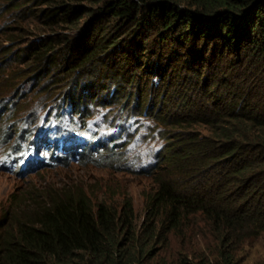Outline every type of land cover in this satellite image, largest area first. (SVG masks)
Masks as SVG:
<instances>
[{
    "label": "trees",
    "instance_id": "16d2710c",
    "mask_svg": "<svg viewBox=\"0 0 264 264\" xmlns=\"http://www.w3.org/2000/svg\"><path fill=\"white\" fill-rule=\"evenodd\" d=\"M43 77L64 84L49 110L90 114L97 89L151 118L154 186L141 221L127 195L28 191L1 210L0 264H242L264 235V0H0V115Z\"/></svg>",
    "mask_w": 264,
    "mask_h": 264
},
{
    "label": "rangeland",
    "instance_id": "374dc122",
    "mask_svg": "<svg viewBox=\"0 0 264 264\" xmlns=\"http://www.w3.org/2000/svg\"><path fill=\"white\" fill-rule=\"evenodd\" d=\"M20 10L8 11L2 23L13 22L16 20L15 16L19 18L18 13ZM145 12L146 9H143L142 14ZM22 22L25 26L29 25L26 23V19H23ZM3 39V43L8 42L6 37ZM154 45L161 46L162 43L156 42ZM175 47L176 49L178 48L179 52H185L184 48L176 45ZM168 55H170L169 51L166 50L161 57L162 62L168 61ZM185 56L188 57L191 54L187 53ZM153 58L157 59L158 55L156 54V57L154 56ZM145 59L149 60L150 58ZM106 81L110 82V80L108 81L104 78V82ZM48 82V78L43 77L39 81L34 79L31 83L24 82L19 84L14 104H17L18 109L26 108V113L28 111L30 113L26 115L20 110L17 114H12V112L9 113L7 110L0 115V214L1 210L10 211L17 206L19 201L25 199L24 197L27 196L26 193L28 191L40 192L48 188L78 185L87 189V192L93 198H107V200H111L115 204L122 197L129 196L132 200L136 220L141 221L144 216L146 195L154 186L148 172L152 170L155 164V150L159 143L157 137H143L148 132L145 125H147L148 120L151 121V118L148 119V117L136 115L142 122L139 130L134 132L126 145L118 146V148L105 146L102 151L99 149L96 153L91 154L87 153V151H92L93 143H91L85 152H80L82 157L76 161L69 159L52 166L45 164L40 166L38 164V167L31 162L28 168L23 171H20L21 168L16 165L10 167L11 159L15 157L19 158L17 159V163H19L22 159H29L30 157L44 159L47 152H52L45 150L51 142L46 139L47 126L42 123L51 114L46 111L47 102L61 97L64 84L53 82L46 88L44 84ZM108 85L110 87L112 83ZM101 87L99 85L97 88ZM95 92L94 96H97L99 100H104L106 104L95 108L93 118L96 116H99V119L102 116L105 118L116 116V125H112V128L117 133L119 131L118 122H122V116L119 113L123 97L115 98V93L110 97L105 92L97 91V89ZM107 110L109 115H105ZM73 116L80 120L88 119L83 114L80 117L77 113ZM22 138H24L25 144L21 143L23 141ZM49 138L51 139V137ZM33 140H35V149L32 148ZM44 142L48 143L45 148ZM97 142L101 145L103 139L99 138ZM22 146L26 148L24 152L19 151ZM28 203L30 204L31 202L28 201ZM20 206L23 207V204H19L17 208ZM173 242L174 239H171V251L174 250L175 253L176 250H183L182 247L173 245ZM191 242L196 243L197 237H194ZM242 253V264L263 263L264 235L252 244L244 246Z\"/></svg>",
    "mask_w": 264,
    "mask_h": 264
},
{
    "label": "clouds",
    "instance_id": "9594fccd",
    "mask_svg": "<svg viewBox=\"0 0 264 264\" xmlns=\"http://www.w3.org/2000/svg\"><path fill=\"white\" fill-rule=\"evenodd\" d=\"M95 108H97V106L93 107L89 105L88 109L91 113L84 114V117H87L88 119L80 120L73 116L76 113L66 105H57L56 107H51L50 110L48 106L46 111L51 114L42 124H46L47 126L46 139H49V142L51 143L48 145V143L44 142L43 145L44 148L48 145L45 150L52 152H47L44 159L30 157L29 159H22L19 163H17V159L19 158L15 157L11 159L10 167L16 165L21 168L20 171H23L28 168L31 162L38 167V164H40V166H43V164L52 166L69 159L76 161L82 157L80 156V152H85L91 143H93L92 151H87V153L91 154L96 153L99 149L102 151L105 146L118 148V146L126 145L132 138L134 132L138 131L141 126L142 122H140L138 117L128 116L124 118L122 116V122H118L119 124L117 125L119 131L115 133L112 125H116V116H112L111 118H105L102 116L100 119L99 116H96L93 118ZM70 113L72 114L70 115ZM82 114L77 115L80 117ZM105 115H109L108 110L105 111ZM138 120L139 122H137ZM49 137H51V139ZM143 137H149L148 132L144 134ZM99 138L103 139L104 142H102L101 145L97 142ZM22 140L21 143L25 144L24 138H22ZM33 142L34 144H32V148L35 149V140H33ZM158 149L159 146H157L155 154ZM25 150V146L19 148L20 152H24Z\"/></svg>",
    "mask_w": 264,
    "mask_h": 264
}]
</instances>
